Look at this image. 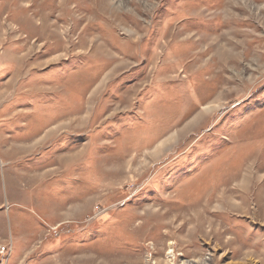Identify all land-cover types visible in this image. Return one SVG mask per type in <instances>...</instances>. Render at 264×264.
Instances as JSON below:
<instances>
[{
	"label": "rangeland",
	"instance_id": "obj_1",
	"mask_svg": "<svg viewBox=\"0 0 264 264\" xmlns=\"http://www.w3.org/2000/svg\"><path fill=\"white\" fill-rule=\"evenodd\" d=\"M0 204L5 264H264V0H0Z\"/></svg>",
	"mask_w": 264,
	"mask_h": 264
},
{
	"label": "crops",
	"instance_id": "obj_2",
	"mask_svg": "<svg viewBox=\"0 0 264 264\" xmlns=\"http://www.w3.org/2000/svg\"><path fill=\"white\" fill-rule=\"evenodd\" d=\"M2 148H3L4 153L10 152L12 150L7 145H3ZM1 163L5 164V162H1ZM0 206H1V204H0ZM0 218H1V211H0ZM22 235L23 234H21V237H22ZM24 238H26L25 234H24ZM5 241H7L6 230H5V228H3L1 226V223H0V248H4L5 249V243H4ZM24 253H25V251L23 252V254ZM23 254H20V256L18 258L13 259L11 261V263H9V264H19V263H21L22 259H25V255L23 256ZM19 259H21V260H19ZM0 260H1V254H0ZM9 262H10V260H9Z\"/></svg>",
	"mask_w": 264,
	"mask_h": 264
},
{
	"label": "built area",
	"instance_id": "obj_3",
	"mask_svg": "<svg viewBox=\"0 0 264 264\" xmlns=\"http://www.w3.org/2000/svg\"><path fill=\"white\" fill-rule=\"evenodd\" d=\"M0 254H2V256L4 257V255H5V249L4 248H0ZM2 261H4V260H1L0 264H5Z\"/></svg>",
	"mask_w": 264,
	"mask_h": 264
},
{
	"label": "bare ground",
	"instance_id": "obj_4",
	"mask_svg": "<svg viewBox=\"0 0 264 264\" xmlns=\"http://www.w3.org/2000/svg\"><path fill=\"white\" fill-rule=\"evenodd\" d=\"M172 253L174 252V251H171Z\"/></svg>",
	"mask_w": 264,
	"mask_h": 264
}]
</instances>
